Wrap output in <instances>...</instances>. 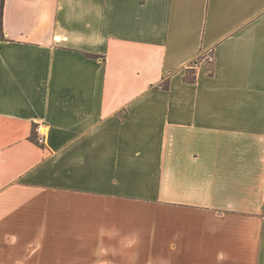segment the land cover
<instances>
[{"label":"crops","instance_id":"1","mask_svg":"<svg viewBox=\"0 0 264 264\" xmlns=\"http://www.w3.org/2000/svg\"><path fill=\"white\" fill-rule=\"evenodd\" d=\"M2 21L0 264H264V0Z\"/></svg>","mask_w":264,"mask_h":264},{"label":"trees","instance_id":"2","mask_svg":"<svg viewBox=\"0 0 264 264\" xmlns=\"http://www.w3.org/2000/svg\"><path fill=\"white\" fill-rule=\"evenodd\" d=\"M3 7H4V0H0V39H4L3 21H2V18H3ZM86 55L89 56V57H98L99 56L97 54H92V53H86ZM194 75H195L194 71H189L185 78H186L187 81L192 82V81H194V78H195ZM160 86L162 88H167L168 87V82L166 80H164L162 82V84H160ZM36 126H37L36 124H32L31 133H30L29 139L32 142L36 143L37 145H39L41 147H44L45 146L44 142H40L38 140L39 136H38V134L36 132Z\"/></svg>","mask_w":264,"mask_h":264},{"label":"built area","instance_id":"3","mask_svg":"<svg viewBox=\"0 0 264 264\" xmlns=\"http://www.w3.org/2000/svg\"><path fill=\"white\" fill-rule=\"evenodd\" d=\"M208 58H209V61H210L211 57L208 56ZM36 132H37V134L39 136L38 140L40 142H44V128L41 125H37L36 126Z\"/></svg>","mask_w":264,"mask_h":264}]
</instances>
